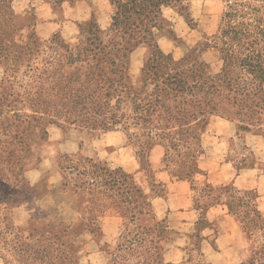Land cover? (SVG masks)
<instances>
[{"label": "rangeland", "instance_id": "obj_1", "mask_svg": "<svg viewBox=\"0 0 264 264\" xmlns=\"http://www.w3.org/2000/svg\"><path fill=\"white\" fill-rule=\"evenodd\" d=\"M2 1L0 264H79L77 235H71L76 229L85 239L98 242L105 264H160L161 245L169 235L163 224L148 227L137 223L147 204L143 189L120 167L81 155L85 140L101 133H120L117 135L132 149L148 183L157 187V170L151 164L155 147L162 149L161 166L169 176L194 180L197 174H204L203 166L208 157L204 136L212 117L228 118L240 127L237 131L240 141L249 133L264 137V117L259 119L260 127L257 119H253L254 126L247 124V117L238 114L241 109L231 103L238 93L229 92L227 100H219L221 104L218 103L216 111L206 114L208 117L196 125L197 118L194 120L190 115L196 112L190 109L192 97L188 92L168 89L160 80L153 81L151 73L143 77L142 70L154 54L149 44H142L149 51L147 55L143 49L136 54L137 63L143 55L145 62L135 80L127 78L123 65L117 75L95 76L93 57L99 42L91 45L92 35L88 31H101L99 36L104 45L118 48L121 43L122 34L113 31L111 26L116 11L112 0H91L98 15L103 12L107 17L109 12V28H102L91 17L74 29L77 30L73 34L76 39L71 42L61 32L44 38L40 30L42 24L48 22L49 10L45 7L60 13L65 3L74 4L77 0ZM227 5V0H175L162 7L158 21L161 26L154 32L161 51L170 57L169 63L181 61L197 50L198 56L209 66L208 74L219 75L223 68L221 54L214 50L200 52L219 31ZM162 49L173 53H165ZM186 66L188 68L190 63ZM119 80L123 82L117 83ZM162 89L166 91L161 93ZM151 95L153 98L167 96L165 105L171 109L176 100L182 114L160 121V111L164 116L161 107L152 108L157 113L146 111ZM255 100L258 102V97ZM91 102L100 108L99 116L89 110ZM252 103L249 99L248 106ZM84 107L88 109L83 110ZM101 113L108 114L100 117ZM82 119L89 122L113 119L121 123L105 131L84 126ZM247 126L251 131L245 130ZM239 146L231 156L236 166L253 165L256 159L251 148L246 144ZM38 167L56 171L61 176V187L56 191L63 190L75 198L81 214L77 228L71 229L70 225L51 219L46 212L32 208L29 170ZM41 185L46 184L42 181ZM198 189L195 204L203 217L207 199L214 192L206 187ZM60 212H64L63 208ZM257 235H261L259 230ZM195 242L199 245L198 238ZM254 248L257 255L253 257V252L245 264H264V243H254Z\"/></svg>", "mask_w": 264, "mask_h": 264}, {"label": "crops", "instance_id": "obj_2", "mask_svg": "<svg viewBox=\"0 0 264 264\" xmlns=\"http://www.w3.org/2000/svg\"><path fill=\"white\" fill-rule=\"evenodd\" d=\"M99 0L98 2H100ZM105 1V0H103ZM106 2V1H105ZM94 3V2H92ZM95 4V3H94ZM47 21L40 30L44 38L61 32L67 41H74L73 34L80 24L95 18L102 28L110 26V15L96 13L91 0H77L74 4L65 3L63 10L56 13L45 7ZM62 16V22L60 20ZM159 44L161 40H158ZM148 49L142 45L130 55L129 75L138 78L145 58L139 63L137 52ZM172 54L173 51H165ZM145 54V53H144ZM137 59V60H136ZM120 133L106 132L85 140L81 155L96 158L122 168L131 174L139 187L144 191L146 206L137 218L141 226L163 224L169 235L162 242L160 264H243L251 254V243L237 217L229 210L226 188L234 191H254L257 195L256 207L264 217V137L249 133L240 141L237 126L228 118L214 116L210 119L205 136L204 146L208 157L204 164V174H197L193 179H180L169 176L162 169L163 152L160 146L153 149L151 164L156 173L157 187L148 183L141 171L132 149L122 141ZM247 145L255 156L251 166L239 168L231 156L239 145ZM50 169V168H49ZM50 172V173H48ZM30 184L33 187L31 205L33 209L44 211L54 221L66 223L71 229L77 228L81 214L77 211L76 200L67 192L56 191L61 187V176L56 171H44L42 167L29 170ZM45 182V186L41 182ZM211 187L214 194L207 199L204 216L195 204L198 190ZM64 207H60V206ZM63 208L64 212H60ZM202 217V218H201ZM202 220V223H200ZM200 225V227H199ZM77 230V229H76ZM71 232L77 237L79 264H105L96 240L85 239L77 231ZM199 235V245L195 242Z\"/></svg>", "mask_w": 264, "mask_h": 264}, {"label": "trees", "instance_id": "obj_3", "mask_svg": "<svg viewBox=\"0 0 264 264\" xmlns=\"http://www.w3.org/2000/svg\"><path fill=\"white\" fill-rule=\"evenodd\" d=\"M173 1L175 0H112L116 11L112 16L111 26H113V31L122 34L121 43L118 44V48L104 45L99 36L101 31L92 29L88 31L92 35L91 45L99 42L95 46L96 54L93 57L95 76L105 78L117 75L123 65L127 72V78H129V56L142 44H149L154 49V54L142 70L143 77L151 73L153 81L160 80V83L168 89L179 93L188 92V95L192 97L190 109L196 112V114L191 112L190 115L194 120L195 117L197 118L196 125L216 111L219 107V100L223 99L225 102L227 94L234 92V94L238 93V97H233L231 103L241 109L238 114L245 115L249 125L254 126L253 119H257V126L260 127L259 119L264 117V94H262L264 84V0H227L228 9L225 11L219 31L200 52L202 54L214 50L221 54L223 68L221 73L215 77L208 74L209 66L198 56L197 50L181 61L173 63H169V55L161 51L154 30L161 26L158 21L162 7ZM2 3L3 1L0 0V5L3 6ZM255 3L257 4L255 5ZM91 28H94V25ZM1 39L2 37H0ZM189 63L190 66L185 67ZM236 71L237 73H235ZM120 82L123 81L119 80L117 83ZM145 86L144 82L143 87ZM250 87L251 90H249ZM164 91L166 89H162L161 93ZM75 96L77 97V94ZM152 96L151 101L147 103L146 111L150 114L157 113L158 111L152 108L161 107L164 110V116L162 117L160 111L158 115L160 121L182 114L181 109L176 105V100H174L171 109L165 105L167 96L156 95L155 98ZM257 97L258 102L255 100ZM249 99L253 103L248 106ZM89 105V110L99 116L101 110L98 105L92 102ZM77 108H74L75 112ZM87 109L84 107L83 110ZM244 110L246 112L241 114ZM106 114L108 113H101L100 117H104ZM82 122L89 128L105 131H111L121 123L120 120L113 119L94 122L82 119ZM238 128L240 129V127L237 126V131ZM244 128L251 131L248 126ZM206 188L212 191L209 185ZM224 192L230 198L228 200L229 210L237 217L251 243L252 253L247 259L248 261L253 252V257L257 255L253 250L254 243H264V217L256 207L257 195L254 191H234L232 188H226ZM249 227L256 232H251ZM164 230L167 234L165 227ZM257 230L261 232L260 236L257 235ZM197 238L199 239V235ZM254 249L257 250L256 246Z\"/></svg>", "mask_w": 264, "mask_h": 264}]
</instances>
